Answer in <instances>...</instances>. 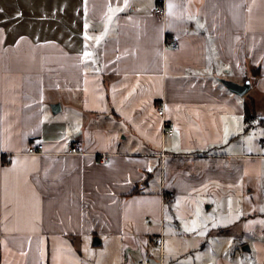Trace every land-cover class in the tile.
Wrapping results in <instances>:
<instances>
[{
    "label": "crops",
    "instance_id": "obj_1",
    "mask_svg": "<svg viewBox=\"0 0 264 264\" xmlns=\"http://www.w3.org/2000/svg\"><path fill=\"white\" fill-rule=\"evenodd\" d=\"M164 2L162 17L157 0H0V264H95L85 252L99 246L116 264L141 251L134 264H166L149 253L167 204L264 190V140L250 138L264 129V0ZM33 141L44 153H26ZM75 142L82 154H68ZM227 232L188 245L194 263L264 264V229Z\"/></svg>",
    "mask_w": 264,
    "mask_h": 264
},
{
    "label": "rangeland",
    "instance_id": "obj_2",
    "mask_svg": "<svg viewBox=\"0 0 264 264\" xmlns=\"http://www.w3.org/2000/svg\"><path fill=\"white\" fill-rule=\"evenodd\" d=\"M250 138L256 141L257 144H262L264 129L259 125L254 126L250 132ZM260 187H258L257 182V186L255 185L253 188H249L245 184L223 189L203 188L192 192L187 198L183 199L182 203L180 202L181 206L173 212V208L167 204L164 210L166 221L162 243L159 242V238L158 240L155 239L149 253L153 257L150 261L157 263L160 250L163 249L166 264H175L177 254L185 252L187 246L186 258L182 259L180 264H195L194 258L191 256L193 250L191 248L189 250L188 245L193 248V245L196 247L205 242L207 240V229L214 232L219 228H224L228 231L227 235L221 238L219 236L218 239L228 243L230 242L228 239L233 236L247 238L249 233L262 232L264 229V219L262 217L243 219L246 215L264 212V190ZM204 229L206 231H203ZM211 236L216 237L218 235ZM242 249L243 247H240V250ZM145 252L141 251L132 255L135 263L146 256ZM117 253L119 251L114 247L109 250L106 249V246H99L94 248L92 254L85 252V256L87 259L94 260L95 264H116V262H121ZM134 261H130V263L134 264Z\"/></svg>",
    "mask_w": 264,
    "mask_h": 264
},
{
    "label": "built area",
    "instance_id": "obj_3",
    "mask_svg": "<svg viewBox=\"0 0 264 264\" xmlns=\"http://www.w3.org/2000/svg\"><path fill=\"white\" fill-rule=\"evenodd\" d=\"M154 12L156 15L165 16V2L164 0H157V4L155 6ZM179 48V43L174 41L173 38L167 36L165 38V48ZM158 115L163 116L164 115V109L161 107V109L158 110ZM162 136L163 137H168V136H173L174 131H175V125L173 123H170L166 120H164L163 125H162ZM81 149V144L79 142H75L69 149L68 154L71 155H79L82 154L80 151ZM27 154L29 155H39L44 153V144L41 141H33L31 145L28 147ZM107 161L106 155H102L100 157V163L105 164ZM176 195L173 191H167L164 196L163 200L167 201H175ZM153 220L150 219L149 222H152ZM159 242L162 243V235L159 238ZM162 246V245H161ZM141 264H150L148 261H142ZM162 264V263H160Z\"/></svg>",
    "mask_w": 264,
    "mask_h": 264
},
{
    "label": "water",
    "instance_id": "obj_4",
    "mask_svg": "<svg viewBox=\"0 0 264 264\" xmlns=\"http://www.w3.org/2000/svg\"><path fill=\"white\" fill-rule=\"evenodd\" d=\"M223 84L225 85V87L230 92H232L233 94L238 95V96L245 95L247 92H249V90L251 88V82L250 81H246L243 85H240V84H237V83H234V82H231V81H223ZM94 244L95 245H99L100 244L99 239L96 238L94 240ZM244 249H247V247L244 248Z\"/></svg>",
    "mask_w": 264,
    "mask_h": 264
},
{
    "label": "trees",
    "instance_id": "obj_5",
    "mask_svg": "<svg viewBox=\"0 0 264 264\" xmlns=\"http://www.w3.org/2000/svg\"><path fill=\"white\" fill-rule=\"evenodd\" d=\"M246 110H247V116H246V121H247V124L249 123V121H250V110H249V107H247L246 108Z\"/></svg>",
    "mask_w": 264,
    "mask_h": 264
}]
</instances>
